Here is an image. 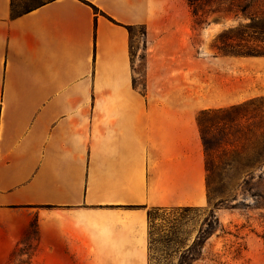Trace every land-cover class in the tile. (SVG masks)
<instances>
[{"label": "crops", "instance_id": "crops-1", "mask_svg": "<svg viewBox=\"0 0 264 264\" xmlns=\"http://www.w3.org/2000/svg\"><path fill=\"white\" fill-rule=\"evenodd\" d=\"M14 2L0 0V264H149L150 210L209 206L198 116L251 96L220 72L231 59L193 44L187 0ZM128 27L147 31L144 92Z\"/></svg>", "mask_w": 264, "mask_h": 264}, {"label": "rangeland", "instance_id": "rangeland-1", "mask_svg": "<svg viewBox=\"0 0 264 264\" xmlns=\"http://www.w3.org/2000/svg\"><path fill=\"white\" fill-rule=\"evenodd\" d=\"M41 0H19L18 10L25 9ZM194 20V18H193ZM226 28L215 37L209 35L213 26L223 25ZM249 21L245 19L234 20L232 17L215 16L206 25H196L194 22L193 44L198 48L203 47L205 54H219L231 59L228 65L220 66L229 71L230 77L235 76L237 99L241 96H251L240 104L225 108L241 107L242 125L254 124L262 129L256 132L259 136L264 133V57H240L229 54L232 42L228 40L246 32L240 28ZM232 29V32H231ZM249 33V32H248ZM243 39H248L249 34H242ZM133 56L137 64L135 71L140 75L138 84L143 83V33L141 28L133 31ZM203 36V39H201ZM221 36H225V52L219 50L223 47ZM241 49L247 45L240 42ZM264 47V44H258ZM235 60V62H233ZM222 109V110H225ZM220 110V109H219ZM210 117L209 119H213ZM229 131H210L208 140L214 141L233 133ZM212 152L208 158L211 172L208 173L209 206L202 209L196 208H169L152 209V220L149 222V264H179L183 257H187V250L192 247L198 237L209 235L200 259L193 264H264V210L257 207L264 204V200L253 197L260 193L263 182L259 176L264 172V166L252 163V146L246 147V152L235 154L222 151L216 146H211ZM254 171L256 184H245L247 172ZM148 212V213H149ZM221 212L230 216H221ZM186 260L189 262L190 257Z\"/></svg>", "mask_w": 264, "mask_h": 264}, {"label": "trees", "instance_id": "trees-1", "mask_svg": "<svg viewBox=\"0 0 264 264\" xmlns=\"http://www.w3.org/2000/svg\"><path fill=\"white\" fill-rule=\"evenodd\" d=\"M44 0L37 2L35 4L26 7L23 10L29 9L33 5L41 4ZM19 3V2H18ZM18 3H13V11L19 12ZM189 9L194 18V22L196 25H206L209 23V20L215 16H223V17H232L234 20L245 19L249 22L243 27L240 24V28L245 29L246 32L242 34H249L248 39H243V36L240 32L237 33L236 36H231L228 40L234 42L232 43L231 50L229 54H233L240 57H264V47H261L258 44H264V0H187ZM142 29L143 38L147 34L145 27H140ZM136 28L128 27V30L133 36V31ZM232 32V29H231ZM249 32V33H248ZM220 40L223 42V47H220L219 50L221 52H225L224 49V40L225 36H221ZM246 42L245 49H241L240 42ZM144 41V56L143 61L145 65L146 61V45ZM264 46V45H263ZM134 85L139 86L138 80L134 79ZM142 87V91H145L144 82L140 84ZM241 107H233L231 109L225 110H207L203 111L197 118L201 137L204 144L205 156H206V167L207 173L211 172V168L209 167L208 158L213 151L211 146H216L222 151H230L228 148L233 147V152L235 154H243L246 152V147L249 148L252 146L254 149L253 159L250 161L253 163L261 164L264 166V133L257 136L256 132L262 129L260 126H255L254 124L250 125H242L241 121L243 120ZM210 117H214L213 119H209ZM232 131L228 136L217 139L214 141L208 140L207 135L210 134V131ZM254 171L247 172L245 184L254 185L252 190H255L256 184H252L255 181ZM259 180L264 183V172L259 176ZM207 187H208V178H207ZM254 198H260L264 200V184L262 192L254 193ZM264 202V201H263ZM257 209L264 210V204L257 207ZM149 222L152 220V214L148 213ZM209 235H204L198 237L196 241L193 243L192 247L187 250V255L190 257L189 262L186 260L188 257H183L179 264H193L198 261L202 255V250L206 241L208 240ZM264 242V234L261 236Z\"/></svg>", "mask_w": 264, "mask_h": 264}]
</instances>
